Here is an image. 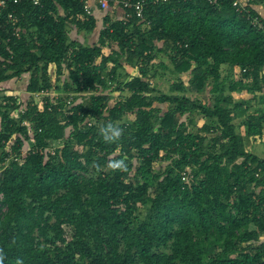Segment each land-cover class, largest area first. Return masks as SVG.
Segmentation results:
<instances>
[{
  "label": "trees",
  "instance_id": "16d2710c",
  "mask_svg": "<svg viewBox=\"0 0 264 264\" xmlns=\"http://www.w3.org/2000/svg\"><path fill=\"white\" fill-rule=\"evenodd\" d=\"M117 8L93 44L70 36L99 23L77 0L0 17V86L28 75L23 96L0 88L4 264H264V155L244 142L264 144L263 29L229 0Z\"/></svg>",
  "mask_w": 264,
  "mask_h": 264
},
{
  "label": "built area",
  "instance_id": "2783aa9c",
  "mask_svg": "<svg viewBox=\"0 0 264 264\" xmlns=\"http://www.w3.org/2000/svg\"><path fill=\"white\" fill-rule=\"evenodd\" d=\"M20 3L24 0H0V17L6 10L8 2ZM34 5H40L42 0H30ZM82 5L85 16H92L96 10L106 11L110 7V3L114 7H120L123 10H131L135 18L143 19L144 0H77ZM158 2H169L170 0H157ZM210 5H216L217 0H202ZM231 7L244 17L249 24L257 29H263L264 31V0H229ZM126 17H130L129 14ZM7 20L11 23H16V19L13 14L7 15ZM18 37L17 31H14ZM1 42V41H0ZM45 95L46 93L35 94V97L39 95ZM70 103V100L66 102ZM25 153V151H23ZM53 153V151L51 152ZM15 159V158H13Z\"/></svg>",
  "mask_w": 264,
  "mask_h": 264
},
{
  "label": "rangeland",
  "instance_id": "374dc122",
  "mask_svg": "<svg viewBox=\"0 0 264 264\" xmlns=\"http://www.w3.org/2000/svg\"><path fill=\"white\" fill-rule=\"evenodd\" d=\"M105 14V12H102L101 14L98 15V26L96 28V30L89 35H83V34H76L74 31H72L70 33V36L74 39H78L79 41H82L83 43L86 44H93L96 41L97 38V31L98 29L101 27V20L103 15ZM165 67L161 68V71L164 72ZM132 72V71H131ZM28 81V75H23L20 79L17 80H11L8 81L6 83H3L0 88L4 89L5 91L11 92V95H15V96H21L24 93V89H25V85L27 84ZM156 85L155 88L159 91H166L169 83L166 82V78L162 77V76H158L156 78ZM62 86V85H61ZM108 93V91H106ZM77 100H82L83 96H76ZM86 98V97H85ZM113 100L114 99H118V95L117 93L113 94L112 96ZM113 103V102H111ZM257 154H259L260 156L264 155V148L263 146L257 145L256 148L254 149Z\"/></svg>",
  "mask_w": 264,
  "mask_h": 264
},
{
  "label": "clouds",
  "instance_id": "9594fccd",
  "mask_svg": "<svg viewBox=\"0 0 264 264\" xmlns=\"http://www.w3.org/2000/svg\"><path fill=\"white\" fill-rule=\"evenodd\" d=\"M98 131L101 139L106 144H114L118 142L124 135V129L119 126L118 123L111 121L101 125ZM95 167L97 172H101L104 170L100 165H95ZM106 168L111 172H124L127 170V163L125 159L110 157ZM12 243H15V241L13 240ZM5 259L6 255L4 249L0 248V264H4ZM15 264H24V261L20 258H17Z\"/></svg>",
  "mask_w": 264,
  "mask_h": 264
},
{
  "label": "crops",
  "instance_id": "0c3cea01",
  "mask_svg": "<svg viewBox=\"0 0 264 264\" xmlns=\"http://www.w3.org/2000/svg\"><path fill=\"white\" fill-rule=\"evenodd\" d=\"M107 11H109L111 14H112V16L114 17V18H116V19H118V18H121L122 16H123V11L122 10H120L119 8H117V7H114V8H110L109 10H107ZM94 14L98 17V15L99 14H101L100 13V11L99 10H96L95 12H94ZM6 93V95H10L11 93H9L8 91H6L5 92ZM24 94V93H23ZM23 96V95H22ZM251 96L250 95H238L237 96V98H250ZM244 142H245V148H246V150L247 151H249V152H252V153H254V154H256V155H259V154H257V152L254 150L255 148H256V146L257 145H260V146H263V148H264V144L263 143H261V142H259V141H252V140H250V139H248V138H244Z\"/></svg>",
  "mask_w": 264,
  "mask_h": 264
}]
</instances>
